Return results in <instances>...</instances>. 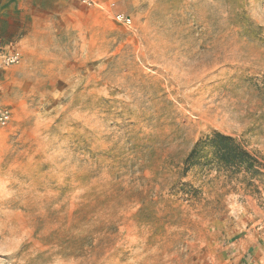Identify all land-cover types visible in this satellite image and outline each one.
<instances>
[{
	"label": "rangeland",
	"instance_id": "374dc122",
	"mask_svg": "<svg viewBox=\"0 0 264 264\" xmlns=\"http://www.w3.org/2000/svg\"><path fill=\"white\" fill-rule=\"evenodd\" d=\"M93 1L0 73V264H264V185L183 165L213 132L264 157V0Z\"/></svg>",
	"mask_w": 264,
	"mask_h": 264
},
{
	"label": "trees",
	"instance_id": "16d2710c",
	"mask_svg": "<svg viewBox=\"0 0 264 264\" xmlns=\"http://www.w3.org/2000/svg\"><path fill=\"white\" fill-rule=\"evenodd\" d=\"M205 160H211L219 169L233 170L243 174L250 188L260 193L255 182L264 185V157L250 153L237 139L220 132L198 141L183 165L186 171Z\"/></svg>",
	"mask_w": 264,
	"mask_h": 264
},
{
	"label": "crops",
	"instance_id": "0c3cea01",
	"mask_svg": "<svg viewBox=\"0 0 264 264\" xmlns=\"http://www.w3.org/2000/svg\"><path fill=\"white\" fill-rule=\"evenodd\" d=\"M49 1L53 0H0V47L23 53L33 23L52 7Z\"/></svg>",
	"mask_w": 264,
	"mask_h": 264
},
{
	"label": "built area",
	"instance_id": "2783aa9c",
	"mask_svg": "<svg viewBox=\"0 0 264 264\" xmlns=\"http://www.w3.org/2000/svg\"><path fill=\"white\" fill-rule=\"evenodd\" d=\"M90 3H94L93 0H87ZM125 25H129L130 20L125 19L123 16L120 17ZM22 60V52L15 48L6 50L0 47V73L7 70L8 68L18 65ZM12 120L11 111L4 106L0 95V128H6L9 126Z\"/></svg>",
	"mask_w": 264,
	"mask_h": 264
}]
</instances>
